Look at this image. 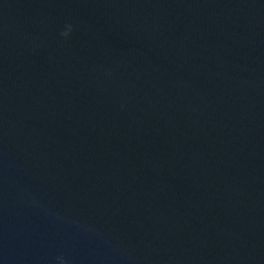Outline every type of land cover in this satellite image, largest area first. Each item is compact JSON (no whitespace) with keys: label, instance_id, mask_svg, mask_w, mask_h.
Returning <instances> with one entry per match:
<instances>
[{"label":"water","instance_id":"water-1","mask_svg":"<svg viewBox=\"0 0 264 264\" xmlns=\"http://www.w3.org/2000/svg\"><path fill=\"white\" fill-rule=\"evenodd\" d=\"M0 264H264V0H0Z\"/></svg>","mask_w":264,"mask_h":264}]
</instances>
